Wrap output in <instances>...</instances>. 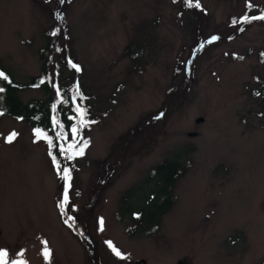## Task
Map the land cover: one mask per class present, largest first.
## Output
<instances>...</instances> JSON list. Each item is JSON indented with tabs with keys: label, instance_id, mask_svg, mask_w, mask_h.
<instances>
[{
	"label": "rangeland",
	"instance_id": "374dc122",
	"mask_svg": "<svg viewBox=\"0 0 264 264\" xmlns=\"http://www.w3.org/2000/svg\"><path fill=\"white\" fill-rule=\"evenodd\" d=\"M192 2L189 11L174 0H0V64L21 83L46 68L75 106L79 85L97 119L83 128L84 154L62 157L72 169L62 210L66 181L48 139L0 116L7 264H264V20L251 19L264 15V0ZM167 160L188 171L172 210L149 229L127 213L126 197L141 206Z\"/></svg>",
	"mask_w": 264,
	"mask_h": 264
},
{
	"label": "trees",
	"instance_id": "16d2710c",
	"mask_svg": "<svg viewBox=\"0 0 264 264\" xmlns=\"http://www.w3.org/2000/svg\"><path fill=\"white\" fill-rule=\"evenodd\" d=\"M174 1L181 4L182 8L186 10L191 11L193 9V6H187L182 0ZM245 25H249V23L246 22L238 32H244L247 29V26ZM59 32H61L60 27H56L55 35L58 36ZM49 50L50 44L41 50V55L45 64V58L48 55ZM239 58L242 57L236 56L234 59ZM69 67L73 68L70 63ZM177 70H181L180 63L177 66ZM0 72L8 77L7 81H4L3 78L0 77V88H3V92L0 93V105H2V107H0V112H3V114L0 116L13 117L31 126L35 131L38 129L39 134H41L43 138H51L53 144L56 145V147H51L52 155L56 156L60 164L64 163L62 157H65V155L61 154L60 147L63 146L64 148H67L74 139H78L77 137H74L71 132L73 125L78 123V117L75 120L73 119L74 116H77L75 111L77 105H73L71 101L70 94L72 89H66L65 86H61L59 84L60 80L58 79L56 80V87L59 88V94H57L56 90L58 97L52 98L51 92H53V86L52 83L48 82L51 76L47 74L46 68L43 69L41 75L32 78L26 83L18 82L2 64H0ZM41 81H43V83H41ZM80 85L82 86L81 82ZM29 89L42 90L46 95H49V97L46 100L34 99L28 103H24L19 99L18 95ZM79 94H82L84 99H81ZM79 94L75 97L77 104L82 109L87 110L86 119L91 123H93V121L95 122L97 119L93 115H90L92 110V105L89 103L90 96L84 93L82 88L79 90ZM258 95L261 96V98L263 97L264 87ZM53 105H55V109L53 108ZM56 120L60 123L59 128L55 123ZM61 135H63L64 138H59ZM80 136L88 141L87 147L84 148L85 151L90 146V139L89 137L84 136L83 129L80 132ZM72 160H74V158ZM66 164L69 168V162H66ZM187 171L188 169L182 167L178 160H167L157 166L154 170V175L150 178L152 181L154 180V190L145 199V202L143 201L142 205L135 209H132L131 206H129V201L133 197L130 192L128 197H126L128 200L126 207L127 213L130 215L140 214L143 216L144 222L146 223L145 225L149 229L158 227L162 218L172 210L176 203V197L173 195V190L175 189L177 182L184 177Z\"/></svg>",
	"mask_w": 264,
	"mask_h": 264
},
{
	"label": "snow or ice",
	"instance_id": "6c2138e0",
	"mask_svg": "<svg viewBox=\"0 0 264 264\" xmlns=\"http://www.w3.org/2000/svg\"><path fill=\"white\" fill-rule=\"evenodd\" d=\"M182 2L186 3V5L189 7L193 6L192 0H182ZM194 6L196 8L201 7V5L198 2ZM251 19H253V20H264V15L253 16ZM244 21L249 22V18L247 16H245ZM235 23H236V21H233V24H235ZM55 34L56 33L54 32L53 35H55ZM218 39H219V37L213 36L208 41V43H212L213 41L218 40ZM201 47H203V45H201ZM57 51H61V50L57 49ZM69 63H71L72 67L75 68L77 71L80 70L79 66L76 65L75 63H72L71 61H69ZM0 77H2L4 81L8 80V77L5 76L2 72H0ZM48 82L53 83L51 78H49ZM41 83H43V81H41ZM53 87H56V85L54 83H53ZM56 90H57V94H59V88H57ZM76 91H77V94H79L78 86H77ZM2 92H3V88H0V93H2ZM79 95H80L81 99H84L82 94H79ZM0 107H2V105H0ZM53 108L55 109V105H53ZM75 111H76L77 116H74L73 119L75 120L78 117V123L73 125L71 132H72L73 136L77 137L78 139H74L73 142L71 144H69L67 148H64L63 146L60 147V152L62 155H65L66 160H72L75 156H82L84 154V148L87 147V145H88V141L83 139L82 136H80V132L82 131V129L87 127L89 125V123H91L90 121H88L86 119L87 110L82 109L79 105H77ZM2 114H3V112H0V115H2ZM55 123H56L57 127L59 128L60 127L59 121L56 120ZM17 135L18 134L16 132H12L7 137V142L11 143ZM37 135L39 136V130L38 129H37ZM59 138H64V137H63V135H61V137H59ZM47 142H48L50 147H56V145L53 144V141L51 140V138H48ZM52 159H53V163L55 164V166L57 168L58 173L61 174L62 178L66 181V186L64 188V193H63V202L60 204V207L63 210L65 204L68 202V199H69L68 193H69V188L71 187L70 180H71L72 169L68 168L67 166L61 168L60 162H59V160H57L56 156L53 155ZM103 223H104L103 219H101L99 221L101 231L103 230ZM107 243L117 257H122V253L112 244L111 241H108ZM8 255L9 254L7 251H0V264H7L6 257H8ZM43 255H44L46 260L49 259L50 251L47 248H45ZM13 264H22V262L14 261Z\"/></svg>",
	"mask_w": 264,
	"mask_h": 264
},
{
	"label": "flooded vegetation",
	"instance_id": "af4514ba",
	"mask_svg": "<svg viewBox=\"0 0 264 264\" xmlns=\"http://www.w3.org/2000/svg\"><path fill=\"white\" fill-rule=\"evenodd\" d=\"M88 229H87V226L85 227V231L83 233H79L80 237L82 238V240H84L86 242V248L89 249L90 247V241L88 239ZM94 263V261H93ZM97 263V262H96ZM98 264V263H97ZM181 264V263H180Z\"/></svg>",
	"mask_w": 264,
	"mask_h": 264
},
{
	"label": "water",
	"instance_id": "95a60500",
	"mask_svg": "<svg viewBox=\"0 0 264 264\" xmlns=\"http://www.w3.org/2000/svg\"><path fill=\"white\" fill-rule=\"evenodd\" d=\"M63 201V200H62ZM94 264H96V262L94 261Z\"/></svg>",
	"mask_w": 264,
	"mask_h": 264
}]
</instances>
